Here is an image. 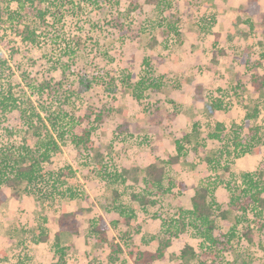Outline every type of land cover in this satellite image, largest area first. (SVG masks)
<instances>
[{
    "label": "rangeland",
    "instance_id": "obj_1",
    "mask_svg": "<svg viewBox=\"0 0 264 264\" xmlns=\"http://www.w3.org/2000/svg\"><path fill=\"white\" fill-rule=\"evenodd\" d=\"M73 1L74 6L67 12L58 17L48 15L45 23L30 15L25 18L39 35L33 45L23 40L21 27L0 22V52L11 66L1 86L12 89L23 108L31 110L34 106L44 116L58 115L59 110L62 116L57 128H64L66 133L62 152L48 169L57 173L72 168L73 172L69 184H58L57 196L51 200H43L26 184L7 189L9 198L0 207V264H50L56 255L54 244L59 233L67 264H110L106 259L111 252L108 243L88 238L92 221L101 216L110 224V238H115L124 250L114 264H134L128 255L133 243L155 249L152 236L160 234L163 219L176 217L179 207L192 208L191 195L202 183L210 184L212 198L220 206L214 212V233L219 243L213 250H201L202 235L189 228L174 239L168 258L160 264H231L235 260L237 264H264V229H260L264 215L263 219L255 218L257 204L243 194L245 183L240 181L244 173L256 172L264 162V90L246 86L252 73L264 70L258 63L264 54V21L257 23L256 29L251 28V33L248 25L233 24L234 31L229 32L225 42L216 38L213 30L205 33L201 18L228 9L226 5L232 0H170L171 5L161 4V0H100L98 5ZM7 4L0 0L1 8ZM10 8L16 9L17 2L11 1ZM175 13L181 18L180 36L167 29L166 17ZM221 15L222 20L229 17ZM116 23L124 25L127 34L123 35ZM220 23L225 31L229 18ZM217 47L227 54H218ZM245 48H250L251 64L242 62ZM147 57L150 66L143 64ZM81 74L107 82L111 76L132 77L130 85L119 82L115 91L98 83L82 92L77 82ZM149 77L161 80L160 91L137 89L135 83ZM51 78L64 84L61 103L33 88ZM217 99L224 107L212 113L210 105ZM256 102L260 115L252 124L261 127L258 134L262 138L257 153L234 148L230 142L234 124L243 125L246 113L254 109ZM91 108L103 109L104 120L95 123L94 149L86 151L72 143L71 135L93 126L95 115L86 117ZM63 112L75 119L66 118ZM25 120L15 110L0 125V151L12 145L7 129L18 132L17 142L24 138L30 145L35 144L36 138L26 130ZM218 122L226 128L224 141L208 136ZM188 133L191 136L190 142H185L186 157L178 164L167 165L169 176L185 185L164 196L163 207L157 205L148 214L143 213L132 197L139 188L135 179L145 175L149 164L176 155V140ZM242 133L254 136L248 127ZM208 157L214 160L209 162ZM103 163L112 175L103 172ZM117 171L125 181L123 177L115 178ZM51 183L44 182L43 189L49 190ZM68 187L81 197L71 198L66 193ZM114 189L122 194L120 202L137 209L131 226L142 224V230L133 242L120 238L124 222L120 209L112 205ZM233 194L240 196L238 203L231 204ZM261 196L264 198V191ZM79 209V232L59 231V215ZM41 229L49 233L46 241H38ZM244 232L250 235L244 236ZM186 245L193 246L196 255L182 260Z\"/></svg>",
    "mask_w": 264,
    "mask_h": 264
},
{
    "label": "trees",
    "instance_id": "obj_2",
    "mask_svg": "<svg viewBox=\"0 0 264 264\" xmlns=\"http://www.w3.org/2000/svg\"><path fill=\"white\" fill-rule=\"evenodd\" d=\"M3 1H7L8 4L4 9L0 7V22L11 23L12 25L21 27L20 33L23 36V40L32 45L37 42L39 35L37 34V30L32 28L31 24L25 18H29L30 15V17L37 19L41 23H45L47 22L48 15H53L55 17L63 15L68 11L69 7H72L75 4L73 0H14L17 2V8L12 9L10 8V4L13 0ZM87 1H90V3L94 5H98L100 2V0ZM251 1L253 2V5L250 7L251 11H249L251 14H254L255 10H257L255 6L257 0ZM166 3H169V5L172 4L170 0H161V4L166 5ZM4 10L6 11V17L2 14L4 13ZM161 10L163 11L164 9ZM169 17H166V20L168 21L167 29L171 30L176 36H180L181 34L178 25L181 21L180 16L175 13L170 14ZM201 19V27L203 31L207 34L212 33L213 27L217 23V18L211 16L203 17ZM113 22H111V25H114ZM116 25L122 29L121 33L123 35L127 34V29L125 30L124 25L118 23H116ZM217 50L218 54L221 56L225 54V51L221 47H217ZM243 54L242 62L245 64H251L252 59L251 56L248 55L250 54V48H245ZM262 56L263 58H260L258 63L259 66L264 69V54ZM213 60H216V58H213ZM143 64L146 66L151 65L148 57L144 59ZM9 71H11L9 60L2 52H0V125L8 119V116L12 112L19 110L22 116L26 118V130L33 134L36 138V142L35 144L30 145L27 142V139L24 138H22L20 142H17L16 135L18 132L13 129H7L12 145L11 147L4 148L0 151V205L8 198L7 189L16 188L23 184L28 185L29 189L32 192H35L43 200H51L55 194L57 196L56 188L58 184L63 186L69 184L71 174L73 173L72 168H64L57 173H55L54 170L48 169L49 166L54 164L55 157L62 152V141H64L66 130L64 128H57L62 115L59 114V110L57 111L58 115L51 114L49 116H44L34 106L31 110L23 108L21 105L22 102L16 96L15 92L10 88L7 89L1 86L4 77L8 75ZM131 77L130 74L126 78L111 76L107 82L103 79H100L99 81L97 77L89 79L81 74L78 76L77 82L80 86V91L82 92L91 89L93 85L98 83H105L107 89L115 91L119 82L130 85L128 82ZM149 78H141L136 82L135 86L137 89L140 92L149 88L160 91L163 86L161 80L153 77L150 78L151 81H149ZM53 80V78L45 79L40 84L33 86V88L36 89L38 93L42 94V96L52 95L53 98L55 97L57 101L61 103L63 99L60 91L63 89L64 84L60 81L53 82ZM147 80L149 82H147ZM248 85L253 86L257 91L264 90V70L258 74L252 73L247 79L246 86ZM71 86L73 85L71 84ZM223 107L224 105L221 99L212 101L210 105L212 113L217 109H223ZM260 109V105L256 102L254 109L246 113L244 124L241 126L236 123L234 124V135L230 141L234 148H242L247 152L257 153L260 151L258 145L262 138L258 132L261 127L252 124V121L257 119L260 115ZM63 113L66 118L71 116L75 119V116L71 113ZM92 115H95V118L92 121L93 126L86 127L81 134L73 133L71 135L72 143L76 147H81L86 151H92L94 149L93 130L95 129V123L98 124L103 122L104 110L91 108L90 113H87L86 117L91 119ZM49 120L55 128H51L48 122ZM79 121L81 122L80 118ZM246 127L254 133V136L250 137L243 135L242 130ZM225 129L223 123L218 122L216 128H214L213 131H210L208 136L218 141H224L225 137L223 132ZM21 132L22 130L19 133ZM190 136L191 135L188 133L181 139L176 140V155L170 156L167 160L149 164L145 168V175L135 179L139 188L138 191H136L137 189L135 190L134 187V191L136 192H133L134 194H132V197L133 200L138 203V207L143 213L148 214L150 209L157 207V205L163 207L161 205L162 198L167 194L172 193L176 188L181 189L185 185L183 182L177 184L175 178L169 176L167 165L178 164L183 157H186L188 152L185 142H190ZM213 160L214 158L208 157L209 162H212ZM102 165L103 172L106 170L107 173L112 175V173L108 171V165L104 163ZM223 167L230 169L229 166L226 165ZM213 169L215 170L216 167L214 166ZM115 173V178L123 177V181H125L126 178L123 174L118 171ZM102 176H104V174H102ZM240 181L241 184L245 183V188L242 190L243 194L257 204L254 210L255 218L259 220L263 219L264 198L261 194L264 191V162L259 164L256 172L244 173L241 176ZM44 182H52L49 190L43 189L45 186ZM66 190V193H69L71 198L81 197L79 192L75 189L72 190L71 187L66 188ZM114 198L112 205L115 209H120V214L122 215V220L124 222L123 233L120 238L133 242L134 239L140 235L142 230V224H137L135 227L131 226L132 221L137 217V209L134 206H127L120 202L122 194L118 189H114ZM239 199L240 196L233 194L231 204L238 203ZM191 201L192 208L179 207L176 217L163 219L160 234L152 236L153 240L156 241L155 249L142 248L136 243H133V247L129 250L128 255L133 258L134 264H160L164 262L168 258L169 249L172 247L174 239L180 237V234L189 228H192L195 233L202 235L204 242L201 244V250L206 248L207 250L214 249L215 245L220 241L214 233L217 229L214 212L216 208L220 209V206L217 201L212 198V187L210 184L202 183L198 185L191 195ZM241 207L243 210L248 209V206ZM80 211L81 210L79 209L60 214L58 218L59 231L69 229L72 232L78 233L80 230V221L78 220V215L81 213ZM157 215L161 217L160 213H157ZM260 229H264V221L261 224ZM109 230L110 224L101 216L92 221L88 238L93 239L99 244L108 243L111 252L106 257L107 263L114 264L118 258V254L124 253V250L119 242H115V238H113V240L110 238ZM243 235L249 236L250 234L249 232H244ZM37 237L38 241H46L49 238V233L44 229H41V232L37 234ZM56 237V242L54 244L56 255L53 256L50 264H67V253L64 246H62L60 233L57 234ZM195 255V248L186 245L182 249L180 258L182 260H188L194 258ZM231 264H237V261H232Z\"/></svg>",
    "mask_w": 264,
    "mask_h": 264
},
{
    "label": "crops",
    "instance_id": "obj_3",
    "mask_svg": "<svg viewBox=\"0 0 264 264\" xmlns=\"http://www.w3.org/2000/svg\"><path fill=\"white\" fill-rule=\"evenodd\" d=\"M230 4V5H228ZM226 6L228 9H224L221 12L224 15H229V24L225 27V31L223 30V25L220 23L221 21H227L228 18L225 20H222V15L221 12L219 14L214 15L217 18V23L213 27V33L216 38H219L220 40H224L225 42L229 39V32H233L234 28L233 24H244L248 25V28H250V33H251V28L256 29L257 23L260 24V22L264 21V0H257L256 1V9L254 14H251L250 7L253 5V2L251 0H232L229 2ZM236 7V8H235ZM242 7V8H241ZM250 10V11H249ZM254 11V9H253ZM214 28L217 30H214ZM241 29V28H240ZM242 36H244L242 34ZM243 38V37H242ZM227 47L225 46V49ZM227 52H225V55ZM9 198V196H8ZM7 198V199H8ZM7 201V200H6ZM5 201V202H6ZM3 202V203H5ZM2 203V204H3ZM2 204L0 207H2Z\"/></svg>",
    "mask_w": 264,
    "mask_h": 264
}]
</instances>
